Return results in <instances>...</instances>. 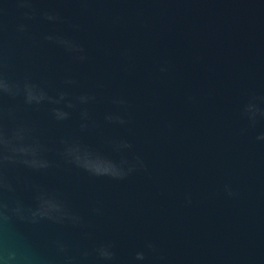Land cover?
<instances>
[{
    "label": "water",
    "instance_id": "95a60500",
    "mask_svg": "<svg viewBox=\"0 0 264 264\" xmlns=\"http://www.w3.org/2000/svg\"><path fill=\"white\" fill-rule=\"evenodd\" d=\"M0 264H264V0H0Z\"/></svg>",
    "mask_w": 264,
    "mask_h": 264
}]
</instances>
